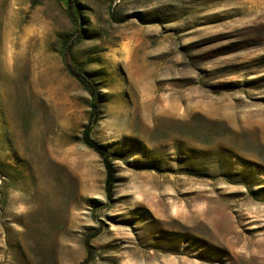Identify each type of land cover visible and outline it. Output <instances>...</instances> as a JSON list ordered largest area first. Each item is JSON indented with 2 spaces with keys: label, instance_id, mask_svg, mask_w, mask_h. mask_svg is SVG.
Returning <instances> with one entry per match:
<instances>
[{
  "label": "rangeland",
  "instance_id": "374dc122",
  "mask_svg": "<svg viewBox=\"0 0 264 264\" xmlns=\"http://www.w3.org/2000/svg\"><path fill=\"white\" fill-rule=\"evenodd\" d=\"M70 1L0 0V264H264V0Z\"/></svg>",
  "mask_w": 264,
  "mask_h": 264
},
{
  "label": "trees",
  "instance_id": "16d2710c",
  "mask_svg": "<svg viewBox=\"0 0 264 264\" xmlns=\"http://www.w3.org/2000/svg\"><path fill=\"white\" fill-rule=\"evenodd\" d=\"M80 79L82 80V82H85V78H83V76H81ZM90 93L93 94L94 91L90 90ZM90 130H91V123H88L83 130L82 138H83L84 143L88 147H90L92 150H94L102 160V163L105 168V173H106V179H105L106 195L108 196V198L111 199L112 193H113V186L115 183V170L113 168V164L111 160L109 159L107 155L105 147L92 138L90 134ZM94 235L90 234L84 240V247H85V250L88 256L91 255L92 253V245L90 242H91L92 237H94ZM87 261L88 259L86 258V261L83 264H86Z\"/></svg>",
  "mask_w": 264,
  "mask_h": 264
}]
</instances>
